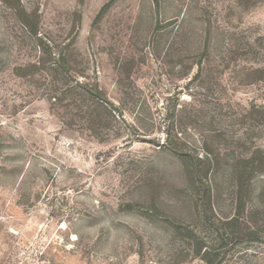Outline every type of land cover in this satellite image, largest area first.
Instances as JSON below:
<instances>
[{"label":"rangeland","instance_id":"rangeland-1","mask_svg":"<svg viewBox=\"0 0 264 264\" xmlns=\"http://www.w3.org/2000/svg\"><path fill=\"white\" fill-rule=\"evenodd\" d=\"M0 264H264V0H0Z\"/></svg>","mask_w":264,"mask_h":264}]
</instances>
